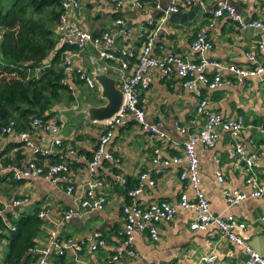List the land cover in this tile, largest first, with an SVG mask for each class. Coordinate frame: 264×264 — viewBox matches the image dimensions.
<instances>
[{
    "label": "crops",
    "instance_id": "obj_1",
    "mask_svg": "<svg viewBox=\"0 0 264 264\" xmlns=\"http://www.w3.org/2000/svg\"><path fill=\"white\" fill-rule=\"evenodd\" d=\"M201 1L202 4L197 2L179 11L186 13L196 6L200 7L192 19L184 23L169 20L170 13L166 10L171 0H158L157 7L142 8L118 3V0H81L80 7L72 11L68 18L91 33H112L116 49L138 51L143 43L142 34L151 32L153 47L150 54L155 58H163L168 51H173L191 61L205 58L241 67L264 64V31L242 30L227 14L211 21L213 10L223 0ZM226 1L235 8L241 20L264 22V2ZM149 21H152L151 25ZM128 24L130 27L124 29ZM198 32L207 36L212 48L204 51L191 48L190 43ZM90 51L91 48L78 54L72 52L73 64L83 65L88 73L95 70V62L99 58ZM248 54L255 55L256 60H250ZM104 65L120 88L119 73L113 62L106 60ZM211 71L208 70V73ZM168 74H163L159 68L149 69L151 80L138 90L143 99L141 105L146 122L156 126L162 135L142 130L135 118L129 115L113 129L107 144L112 160L103 161L91 170L89 161L104 126L81 120L79 112L86 104L98 106L105 101L98 98L100 94L96 87L91 88L77 79L74 72L68 73V88L53 106L55 115L50 117L63 120V144L55 156L59 158L62 154V160L69 168L68 173L63 174L56 184L37 176L15 182L6 178L7 174L0 175V192L4 202L7 198H27L19 207L1 206L0 214L9 211L13 216H19L22 212L44 205L51 207L43 219L41 235L36 239V254L52 246L54 233L63 245L64 253L55 258L49 254L47 260H55L58 264H245L247 254L241 246L233 244L214 228L191 229L195 212L180 207L171 220H161L156 224L157 240H153L148 232L134 233L132 248L137 256L117 254V246L121 242L119 232L123 227L122 205L129 202L128 192L138 185L141 171L153 173L160 170L155 176V185L149 186L145 182L137 195L140 206L146 207L161 200L176 203L182 190L189 199L194 198L192 188L179 179L186 162L174 163L173 157L182 154L184 143L202 127L205 116L198 114L196 108L199 99L206 98L208 111L218 112L227 118L242 116L244 127L236 136L220 129L212 147L197 145L201 189L210 211L216 216L243 223L244 228L237 229V233L264 255V200L247 195L239 202L230 203L224 193L225 190H236L249 194L251 190L246 184L244 160L236 153L231 155L237 144L253 158L255 173L264 186V132L257 130V126L264 122V74L233 79L232 84L215 90L201 84L196 89H189L173 65ZM223 76L231 77V74L223 72ZM32 138L38 146L49 145L50 136L46 133H33ZM8 145L10 149L6 155L12 160L17 158L14 163L20 165L30 157L17 135L4 138L0 148ZM218 174H221L222 181L218 180ZM67 186H72L71 192H67ZM90 187L94 194L101 191L106 194V203L101 209L78 208L81 197ZM68 210L76 213L65 218ZM3 219L8 225L4 216ZM100 235L106 244L92 251L91 245ZM7 244L5 239L0 243V250H3L1 245L6 246L2 258L7 252ZM212 254L215 260L205 262L203 258Z\"/></svg>",
    "mask_w": 264,
    "mask_h": 264
},
{
    "label": "built area",
    "instance_id": "obj_2",
    "mask_svg": "<svg viewBox=\"0 0 264 264\" xmlns=\"http://www.w3.org/2000/svg\"><path fill=\"white\" fill-rule=\"evenodd\" d=\"M264 2V0H259ZM202 4L201 0H171L167 13L179 12L182 8L191 7L195 3ZM118 3H128L135 7L142 8L144 6L157 7L158 0H118ZM81 0H62L61 8L63 10L60 15L57 25L58 43L60 46H73V50H66L63 52L62 63L64 71L68 74L74 72L78 79L82 80L89 87L94 88L91 80L87 76L86 68L75 66L72 60V52L76 54L86 51L91 48L98 57L105 58L113 62L115 69L119 73L120 89L123 93V102L115 114V116L104 127L103 132L99 135L96 145L93 149L89 167L91 170L97 168L101 162L112 160L111 154L106 147L113 135V129L121 124L127 116H133L136 122L144 131H150L154 134L162 135L156 126H151L146 122L145 111L142 107L143 99L140 97L139 88L146 86L151 80L149 69L159 68L163 74L169 76V68L173 65L176 69L177 75L183 79L184 85L189 89H196L199 84L206 86L210 90L219 89L224 85L233 83V79L240 80L247 77L260 76L264 74V64H258L254 67H241L231 63H223L221 61L208 60L201 58L198 61L187 60L173 51H168L163 58L152 57L150 52L153 47V34L148 32L145 41L142 43L138 51L119 48L114 46V37L110 32H103L100 35H92L91 32L81 28L76 23H73L69 18V14L80 7ZM223 14H227L235 26L242 30L247 28H258L264 31V22L251 20L244 21L236 14L235 8L231 6L226 0L219 2L212 12L211 21L216 20ZM120 22V21H117ZM152 21H149V25ZM190 46L194 50L204 51L212 48V43L201 32L196 33L192 39ZM262 45H260L261 47ZM161 50L162 47H160ZM134 57L135 63L129 67V58ZM250 60L255 61L256 56L248 54ZM208 70H212L208 73ZM223 72H228L231 77H224ZM66 84V80H65ZM206 98H200L196 112L205 116V121L202 127L192 134L184 143L183 152L180 156H174L173 162H186V167L180 171L179 179L186 182L194 192V198L189 199L186 192L182 190L179 194L178 201L173 203L167 200L154 202L146 207H142L137 202V195L142 191L145 182L149 186L155 185V176L160 170H154L153 173L149 171H141L138 176V185L135 189L129 191V202L122 205L121 213L123 217V227L120 236L121 242L117 246V254L134 255L137 253L132 248L133 235L136 231L148 232L153 240H157L158 233L156 224L161 220H171L177 208L189 209L195 212V219L190 224L193 230H206L207 228H214L221 236L235 245L241 246L247 254L245 264H264V255L256 251L247 241L237 233L238 230L244 228L243 223H238L232 218H223L214 215L209 208V203L205 197L198 175V158L196 155V147L202 144L206 147H212L219 134V130L231 132L234 136L238 135L243 129L242 116L227 118L218 112H211L206 109ZM62 118H47L42 119L33 117L29 122V128L20 130L16 133L18 139L22 142L23 148L29 153L25 161L20 165L11 162L2 164L0 161V175L7 174L13 179H30L32 177H40L51 184H56L62 175L68 173L69 168L65 160H62V154L59 155V162H49L47 156H55L59 153L60 147L63 144L62 137ZM15 121L11 120L0 131V143L2 140L12 134L15 130ZM260 133L264 132V122L257 126ZM46 133L50 136L49 145L38 146L32 138L33 133ZM71 153H75L70 150ZM246 164L247 177L246 184L251 188L249 194L238 192L236 190H225L224 193L230 203L239 202L247 197V195L264 200V186L260 183L258 176L255 173V164L253 158L247 155L246 151L240 146L235 145V151ZM42 157V158H40ZM156 162V159L154 160ZM218 180L222 181L221 174H218ZM72 191V186H67V192ZM27 198H7L4 202L2 193L0 192V205L2 207H19ZM106 203V194L101 191L94 194L91 187L85 191L80 199L79 209H101ZM3 209V208H2ZM51 207L44 205L39 208L37 215L42 220L50 212ZM0 209V213H1ZM76 211L68 210L65 218H70ZM1 215V214H0ZM264 220V217H262ZM14 228V227H13ZM52 246H48L39 254L36 264H58L55 260L48 261L47 255L53 254V257H58L64 253V247L61 245L53 233ZM106 244L103 236L92 243L91 250L95 251L102 248ZM72 242H69V246ZM114 259H117L114 256ZM205 262H213L215 255H208L204 258Z\"/></svg>",
    "mask_w": 264,
    "mask_h": 264
},
{
    "label": "trees",
    "instance_id": "obj_3",
    "mask_svg": "<svg viewBox=\"0 0 264 264\" xmlns=\"http://www.w3.org/2000/svg\"><path fill=\"white\" fill-rule=\"evenodd\" d=\"M61 1L14 0L6 11L0 5V131L13 120L16 135L29 128L33 117H53V106L68 88L62 56L64 51L74 47L58 43L57 25L63 12ZM147 34H142L141 43ZM129 61L130 67L135 58L131 57ZM9 145L0 148V161L4 165L17 159L7 157ZM47 159L51 163L60 161L54 155ZM5 177L15 182L24 180H15L10 175ZM38 210L22 212L19 216L7 211L3 215L8 225L0 215V243L4 239L8 243L0 264L36 262L39 256L35 252L36 239L41 235L43 225Z\"/></svg>",
    "mask_w": 264,
    "mask_h": 264
},
{
    "label": "water",
    "instance_id": "obj_4",
    "mask_svg": "<svg viewBox=\"0 0 264 264\" xmlns=\"http://www.w3.org/2000/svg\"><path fill=\"white\" fill-rule=\"evenodd\" d=\"M199 8V6H196L186 13H170L169 20L173 23H184L188 20H191L192 16L195 15ZM129 27L130 26L128 24L124 27V29H127ZM251 29L260 30L258 28ZM90 52L95 54L94 51ZM97 59L98 60H96L95 62V70L88 73L87 76L91 80L94 88H97L100 94L98 98L104 100L105 103L98 106L86 104L84 105L81 112H79V114L81 116V120L84 119L88 121V123L105 127L118 112L123 102V93L121 89L117 87V80L108 74V70L104 65L106 59L102 57H99ZM101 62H103V64Z\"/></svg>",
    "mask_w": 264,
    "mask_h": 264
},
{
    "label": "rangeland",
    "instance_id": "obj_5",
    "mask_svg": "<svg viewBox=\"0 0 264 264\" xmlns=\"http://www.w3.org/2000/svg\"><path fill=\"white\" fill-rule=\"evenodd\" d=\"M14 0H1L0 1V5L3 9V11H6L7 8L10 7V5L13 3ZM3 250H0V258H2L3 254L5 253L6 250V246L5 245H1Z\"/></svg>",
    "mask_w": 264,
    "mask_h": 264
}]
</instances>
